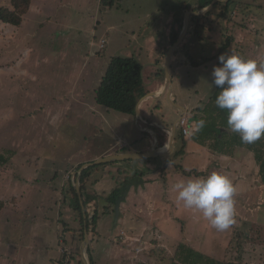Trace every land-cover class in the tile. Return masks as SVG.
Returning <instances> with one entry per match:
<instances>
[{
	"label": "rangeland",
	"instance_id": "1",
	"mask_svg": "<svg viewBox=\"0 0 264 264\" xmlns=\"http://www.w3.org/2000/svg\"><path fill=\"white\" fill-rule=\"evenodd\" d=\"M201 1L117 0L105 9L101 0H37L22 27L0 22V155L9 159L0 167V264H82L84 226L72 207L80 168L150 146L145 116L100 106L95 91L116 57L140 60L139 102L155 91L165 76L164 56L179 33L174 15L185 16L184 8ZM0 7L12 8L10 0H0ZM215 13L197 22L205 27L203 36L191 33L174 57V73L183 65L181 80L175 74V104L161 100L173 112L168 133L153 132L157 150L169 143L181 115L177 106L198 105L185 117L191 124L207 121L204 109L217 91L211 73L228 39L232 53L264 62V0H237ZM202 58L210 59L200 67ZM144 99L152 100L143 102V113L155 104L153 97ZM179 132L167 158L100 164L90 171L83 199L96 198L87 209L90 218L99 214L88 248L96 264H173L182 244L223 262L249 264L259 259L253 252L264 253V225L251 223L264 224V184L254 152L236 147L219 154L214 142L202 146L190 135L182 148ZM183 170L199 175L188 177ZM213 171L229 176L236 187L235 223L225 231L185 208L174 190L181 180ZM241 183L247 187L237 193ZM118 188L119 217L109 201Z\"/></svg>",
	"mask_w": 264,
	"mask_h": 264
},
{
	"label": "trees",
	"instance_id": "2",
	"mask_svg": "<svg viewBox=\"0 0 264 264\" xmlns=\"http://www.w3.org/2000/svg\"><path fill=\"white\" fill-rule=\"evenodd\" d=\"M213 0H208L204 5L208 7ZM237 0H228L225 3H219L207 16L205 17H193L192 21L196 22L195 33L201 37L203 32L199 26V23L202 19H207L212 16L215 11L224 7L225 10H229L230 7L235 5ZM12 8L0 7V22L3 24L12 25L15 27H21L24 21V16L28 14L33 0H10ZM117 0H101V5L105 9H112L116 5ZM203 8L197 7L196 11H199ZM225 14H222L221 17H225ZM201 25V24H200ZM183 27V26H182ZM182 29V28H181ZM180 34H176L173 37L171 45H173ZM232 39H228L226 44L221 48L222 52H227L231 54L229 50ZM166 55V54H165ZM143 66L140 63L139 59L136 57L131 58H122L116 57L113 58L108 66L106 74L104 75L99 88L96 90L95 101L98 105L103 106L109 110L116 112L135 115L137 113V107L139 100L136 96V90L141 86L143 79ZM220 89L217 88L215 95L212 98L208 108L204 109V112L208 114V119L205 121V127L193 134L190 138L193 142L198 143L202 146H205L208 142H214L215 150L219 154H230L231 151L236 148H245L254 152L256 162L260 166V176L262 183L264 184V137L253 144H245L241 142L240 136L237 133L231 132L227 126V110L220 109L215 104V100L219 95ZM213 102V103H212ZM178 140L182 142V148L186 146L185 136L182 132L178 134ZM183 153V150L181 151ZM9 162V159L3 155H0V167L6 165ZM100 166V165H99ZM98 166L90 167L83 171L81 176V190L82 198L85 194L84 181L89 177L90 171L96 169ZM183 173L186 176H192L195 173L186 172L183 170ZM196 176L199 174L196 173ZM137 178V177H136ZM134 178V179H136ZM134 179L128 180L130 184H133ZM126 188H124L125 190ZM72 191L75 194L72 201V207L75 211L79 212L82 226H84V216L83 209L79 199V196L72 186ZM123 191V190H122ZM121 190L113 191L112 195L109 198V201L113 204H117L121 197ZM95 197H89L83 199L86 211L89 205L95 201ZM3 203L0 202V209L3 207ZM87 221L90 228L93 226L96 228L99 222L98 212L90 218L87 213ZM85 227V226H84ZM85 229V228H84ZM82 236L84 237V230H82ZM90 264H96L91 251L88 249ZM83 264V262H82ZM173 264H248V263H234V262H223L216 260L210 256H207L191 247H188L184 244L179 246V250L176 255V259Z\"/></svg>",
	"mask_w": 264,
	"mask_h": 264
},
{
	"label": "clouds",
	"instance_id": "3",
	"mask_svg": "<svg viewBox=\"0 0 264 264\" xmlns=\"http://www.w3.org/2000/svg\"><path fill=\"white\" fill-rule=\"evenodd\" d=\"M211 73L212 83L220 89L216 106L227 110V126L241 142L253 144L264 137V62L244 58L233 52L218 57ZM205 120L193 123L186 135L205 127ZM177 200L194 209L217 231L235 223L236 187L229 176L213 171L207 176L188 178L174 185Z\"/></svg>",
	"mask_w": 264,
	"mask_h": 264
},
{
	"label": "water",
	"instance_id": "4",
	"mask_svg": "<svg viewBox=\"0 0 264 264\" xmlns=\"http://www.w3.org/2000/svg\"><path fill=\"white\" fill-rule=\"evenodd\" d=\"M227 1L228 0H213L212 3L208 7H205L199 11L188 10L186 12L183 29H182L177 41L169 48L167 55H166V58H165L166 91L168 92L167 97L171 103L175 104L174 100H173L174 84H173V73H172V59H173L177 49L181 46V44L183 43L185 37L187 36V34L190 30V24H191L192 16L193 17H205L217 6V4L225 3ZM149 96L154 97L155 95L150 94ZM140 104H141V102L138 104L137 109L139 108ZM177 107L180 109L181 115L178 117L177 121L175 122V124L172 127L167 152L162 153V152H160V150H157L156 148H154L153 150H151L149 152H145V153H137V154L132 153V154H122V155L111 156L109 158L99 160V161L92 163V164H86L80 168V170L78 172L77 181L74 184V189L76 190V192L79 196V199H80V202L82 205V209H83V216H84V226H85L84 227L85 228L84 229V242H83L82 247H81V256H82L83 264H90V260L88 258V248H89V244H90V234H89V227H88V221H87L88 216H87V211H86L85 204H84V201L82 198V190H81V185H80V180H81V176H82L83 171L90 168V167L98 166L100 164H106V163H114V162H120V161H126V160H150L153 158L155 159V158H167V157H169L175 150L177 133L179 130V123H180L181 119L183 118V116H185V114H186V110L184 108H182L181 106H177ZM137 113H138V110H137ZM122 200H119L116 204V207H115L117 217H119V215H120L119 208H120V204H121Z\"/></svg>",
	"mask_w": 264,
	"mask_h": 264
},
{
	"label": "crops",
	"instance_id": "5",
	"mask_svg": "<svg viewBox=\"0 0 264 264\" xmlns=\"http://www.w3.org/2000/svg\"><path fill=\"white\" fill-rule=\"evenodd\" d=\"M37 0H33V2H32V5H31V8H30V10L31 9H35L34 8V4H35V2H36ZM208 0H203V2L201 1L200 3H198V4H195L194 5V7L193 8H188V7H186V8H184V12L186 11H188V10H194V11H196V8L197 7H200V8H204V4L207 2ZM30 10H29V12H30ZM38 10H39V7H38ZM214 10V9H213ZM184 14L185 13H183V15L182 16H180V15H174V19H173V24H174V27L175 28H177V30H179V33L178 34H180L181 33V31H182V29H183V27L182 26H184V20H185V16H184ZM216 14L217 13H215V15L214 16H216ZM214 16L212 15V16H210V17H213L214 18ZM192 18H193V16H192ZM192 18H191V24H190V30H189V32H188V34H187V36H189L191 33V36L192 37H199L196 33H195V28H196V22H193L192 21ZM223 17H221V19H222ZM207 19H210V18H207ZM207 19H202V21H205V22H207L208 20ZM24 21H25V19H24ZM210 21V20H209ZM23 24H24V22H23ZM201 24H203V22H201ZM6 25H8V24H6ZM10 27H12V29H15V28H17V27H15V26H12V25H9ZM206 26V25H205ZM22 27V26H21ZM182 28V29H181ZM193 28H194V30H193ZM192 31V32H191ZM203 32V31H202ZM187 36L185 37V39L187 38ZM202 36H203V34H202ZM208 37L210 38V39H213L212 38V36L209 34L208 35ZM199 38H201V37H199ZM185 39H184V41H185ZM173 40V39H172ZM184 41H183V43H184ZM171 43H172V41H171ZM170 43V44H171ZM182 43V44H183ZM181 44V45H182ZM172 45H170V47H171ZM181 47V46H180ZM179 47V48H180ZM178 48V49H179ZM221 46H220V48H219V52L221 51ZM177 49V50H178ZM231 49V51H232V48H230ZM229 49V50H230ZM222 52V51H221ZM223 53H226V52H223ZM165 54V53H164ZM177 54V51H176V53H175V55ZM220 54H222V53H220ZM175 55H174V57H175ZM174 57H173V59H172V73H173V83H174V78H175V74H177L178 73V69H180L181 70V66H183L182 65V63H181V66L180 65H177V72L176 73H174V71H173V60H174ZM165 58H166V56H164V59H163V62H162V64H164V62H165ZM213 58V57H212ZM215 58V57H214ZM210 58H202V60H201V62L200 63H197V64H200V67L201 66H203V65H205V61L204 60H209ZM140 61V60H139ZM157 65L158 66H161V65H159V63H157ZM218 65H219V63H218ZM217 65V66H218ZM164 72V70L162 71V73ZM178 75V82H180V80H181V75L180 74H177ZM179 89H181V85H179ZM165 91H166V76H164V74H163V80L158 84V88L155 90V91H152V93L151 94H154L155 96L153 97V99H154V105H152L153 106V108L151 107V106H149L148 108H147V110H146V112L145 113H143V102L146 100V102L147 101H151L152 99H150V100H147V99H144V98H146V97H148L150 94H148V95H146L144 98H142L141 100H140V102H141V104L139 105V108L137 109L138 110V116H139V118H141V117H143V116H145V118H144V120L146 121V123H148V125L150 126V128H147V130H145L144 132H146V133H148L149 134V136H150V146H147L146 148H145V150L143 151V153H145V152H149V151H151V150H153L154 148H155V145H153L154 143H153V140H152V137H153V134L155 133V129L156 128H161V129H163L164 131L163 132H165V133H168L167 132V130H166V123H167V119L168 118H170L171 117V114H172V110H171V108H166V107H164L163 106V103H162V98H164L168 103H170V101H169V99H168V97L165 95ZM175 93H176V91H174ZM174 93V94H175ZM95 94H96V91H95ZM173 94V95H174ZM152 98V97H151ZM94 99H95V97H94ZM173 99H174V96H173ZM175 100V99H174ZM139 102V103H140ZM191 107H192V109L194 108V110L195 109H200V108H202V107H200V106H198V105H196V106H194V105H190V106H183L182 105V108H184L185 110H186V113H188L189 112V110H191ZM156 108V112H157V114H155L154 113V109ZM149 109L151 110V112H149ZM173 109V108H172ZM166 110L167 111V114L165 115L164 113H163V116H162V112H164V111ZM179 110V109H178ZM200 113L201 112H203V110H200L199 111ZM142 113H143V115H142ZM145 114V115H144ZM186 115V114H185ZM177 119H178V117L175 119V122L177 121ZM154 132V133H153ZM155 140H156V138H155ZM168 146V145H167ZM166 146V147H167ZM165 147V148H166ZM164 149V148H163ZM248 150V149H247ZM122 154H132V153H116L115 155H110V156H116V155H122ZM137 154V153H136ZM242 186L243 187H247V186H245V184H242L241 183V185L239 186V188L237 189V193H240V191H242ZM248 194H250V191L248 190ZM246 201H250V200H246ZM261 203H263L262 205L264 206V199L262 200V202ZM250 205V203L248 204V206ZM241 208H243V207H241ZM239 209H240V207H239ZM237 214H238V212H237ZM239 216H240V214H238ZM249 215H251L249 218H255V215L254 214H249ZM241 217V216H240ZM242 218V217H241ZM250 223V222H249ZM251 223H257V224H259V225H264V224H260L261 223V221H256V220H254L253 222H251ZM260 254H262V255H260ZM255 255H258L259 256V259H257V260H251V263H249V264H264V253H262V252H260V253H257V252H253V256H255ZM244 263V262H243Z\"/></svg>",
	"mask_w": 264,
	"mask_h": 264
},
{
	"label": "built area",
	"instance_id": "6",
	"mask_svg": "<svg viewBox=\"0 0 264 264\" xmlns=\"http://www.w3.org/2000/svg\"><path fill=\"white\" fill-rule=\"evenodd\" d=\"M106 44V41L103 40L101 43V47L104 48ZM193 124L190 123V121L188 120V118H186L185 116H183V118L181 119L180 123H179V128H180V132H182V134L185 137H189V135L185 134L186 130H191ZM193 135V134H192ZM190 135V136H192Z\"/></svg>",
	"mask_w": 264,
	"mask_h": 264
},
{
	"label": "bare ground",
	"instance_id": "7",
	"mask_svg": "<svg viewBox=\"0 0 264 264\" xmlns=\"http://www.w3.org/2000/svg\"><path fill=\"white\" fill-rule=\"evenodd\" d=\"M167 151H168V146L166 148L160 150V152H162V153H165Z\"/></svg>",
	"mask_w": 264,
	"mask_h": 264
}]
</instances>
